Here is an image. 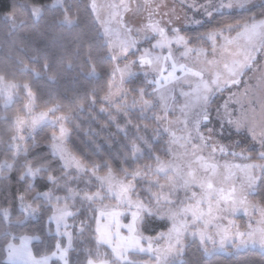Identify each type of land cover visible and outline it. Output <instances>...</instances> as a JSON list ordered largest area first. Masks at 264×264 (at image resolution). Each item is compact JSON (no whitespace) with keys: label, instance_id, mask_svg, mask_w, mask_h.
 Instances as JSON below:
<instances>
[{"label":"snow or ice","instance_id":"snow-or-ice-1","mask_svg":"<svg viewBox=\"0 0 264 264\" xmlns=\"http://www.w3.org/2000/svg\"><path fill=\"white\" fill-rule=\"evenodd\" d=\"M57 5L63 11L60 22L75 25L77 21L62 0H53L47 7L55 9ZM17 7H27L36 18L45 8L13 5L4 19L15 22ZM89 7L94 23L107 38L110 58L128 61L123 68L115 66L103 101L124 115L126 125L136 133L129 136L121 129L127 142L126 151L120 152L123 163L118 170L106 160L86 162L68 147L72 130L65 123L71 117L56 116L59 106L35 114L36 97L29 85L9 81L7 69L0 71V97L5 106L14 90L22 87L28 96L24 108L29 117L15 118L6 147L0 149V177L15 172L24 185L23 191L13 194L12 206L0 207V222L6 229L23 227L28 219L46 215L48 225L46 230L41 229L44 236H17L4 231L0 247L6 251L8 264H50L57 255L63 264H69L73 234L68 220L80 213L79 209L72 210L77 201L87 205L95 225L93 228L87 221H80L79 231L92 230L96 243L95 251L88 250L85 264H183L180 257L187 235L198 237L202 245L210 241L213 248L205 246L206 254L226 250V246L239 250L259 245L264 249V207L249 200L256 195L254 172H264V163L227 160H253L250 150H256L258 144L256 159L264 162V3L257 14L252 12L256 7L252 0H183L181 8L192 13L191 17L185 13L183 19L175 6L169 8L156 0H109L103 4L91 0ZM165 8L167 11H162ZM129 14L132 20L142 17L143 22L132 26L126 22ZM186 31L196 35H187ZM141 41L148 46L141 47ZM86 63L91 64L90 55ZM136 65L144 70L150 92L144 87L124 88L125 76L131 82L136 75L131 69ZM49 67L46 61L41 64L44 71ZM25 70L40 74L27 66ZM149 75L153 79L148 80ZM250 80L256 81V88ZM130 92L137 94L131 104L127 101ZM225 93L227 98L219 103L217 98ZM90 100L95 103V97ZM137 107L142 113L151 111L159 125L152 137L139 134L141 127L147 131V125H132L127 120L128 112ZM42 123L59 125V133L51 134L47 155L31 152L22 134L28 131L31 135ZM226 129L238 138L222 142ZM144 157L152 163L131 167ZM17 207L20 215L15 217ZM256 210L260 219L250 222L244 231L230 219L241 211L251 216ZM127 214L131 221L123 223L122 217ZM152 217L169 221L167 232L144 235L143 228ZM46 237L53 241L48 248L55 250L42 254L37 249L33 253L32 241L43 245ZM63 237H67L66 247L61 243ZM105 247L108 251H101ZM140 255L148 259L135 258Z\"/></svg>","mask_w":264,"mask_h":264},{"label":"trees","instance_id":"trees-1","mask_svg":"<svg viewBox=\"0 0 264 264\" xmlns=\"http://www.w3.org/2000/svg\"><path fill=\"white\" fill-rule=\"evenodd\" d=\"M52 3L53 0H0V71L7 69L6 78L9 81L18 85H29L36 97V111L59 106L60 111L56 115L71 117V121L66 122V126L72 130L68 147L76 155L82 157L86 162L94 160L97 163H102L106 160L114 169L118 170L123 163L120 152L126 151L124 145L127 141L124 132H120L111 120L114 115L113 107L105 106L103 103V97L112 81L111 73L114 63L109 56L107 44L100 33V28L93 21L89 7L90 0H63V7L67 8L68 14L77 21L72 26L60 22L63 18V11L61 7L55 9L47 7ZM262 3L264 1L256 4L252 12L258 14L262 10ZM19 4H35L45 6V8L42 15L36 19L27 7H17L15 22L5 20L4 13L9 11L11 6ZM244 15H248V13ZM239 18V16L236 17V19ZM199 31H204V29ZM186 34L196 35L191 31H186ZM89 55L91 64L86 63V57ZM130 58L136 59V57ZM45 61L50 66L48 71L41 68V64ZM93 65L95 66L94 73ZM25 66L35 69L40 74L36 75L35 72L26 71ZM139 69L137 66V70ZM50 76H54L55 79L50 80ZM126 85L130 90L137 87L145 88V78L142 74H137ZM14 93L15 97L8 106H5L3 98L0 97V149L6 147L8 133L15 128V118L26 116L24 105H26L28 97L25 89L18 87ZM131 94L137 95L134 92ZM90 97H95V103L91 102ZM127 120H130L132 125L148 126L147 131L143 127L140 128V135L146 137L154 135L155 121L141 116L139 111H129ZM117 121L121 126L126 127L125 131L129 136L136 133V129L126 125V118L122 114ZM53 132H57L55 127L45 125L25 143L31 152L47 155ZM156 147L159 148V146ZM244 147L247 148V145ZM240 150L238 149V151ZM258 150L259 147H256V150H250L253 161L264 163L256 159ZM159 154L163 159H167L163 153ZM2 158L0 156V159ZM144 163H152V161L144 157L131 167L142 166ZM124 167H130V165L124 164ZM80 187H84V185L81 184ZM23 188V182L18 181L15 172L6 177H0V207L12 206L14 204L13 194L23 191ZM255 191L256 195L251 196V199L264 205V172L262 171H260ZM77 209L80 210L77 217L68 220L69 225H72L70 231L73 234L72 247L68 252L69 264H85L88 250H96L93 231L90 229H86L83 233L79 231L81 220L87 221L92 224L93 228L95 227L90 219L92 213L87 210V205H81L79 201L72 210L76 211ZM19 215L17 207L15 217ZM47 227L46 215L28 219L23 227L13 226L6 229L5 225L0 222V245L3 244V232L6 230L12 231L17 236H44L41 229L46 230ZM52 227L54 230V225ZM169 227V221L152 217L147 220L143 232L146 236H156L157 233L166 232ZM242 228L244 229L245 226L243 225ZM60 239L62 246L66 247V238ZM19 242V240L15 241L17 244ZM51 243H53L51 237H46L43 245L33 241L31 248L33 253H36L37 249H41L42 254H47L55 250L48 248ZM203 249L204 247L199 241L187 240L180 260L183 264H264V252L256 249L235 251L230 247L227 253L212 255L206 254ZM101 251L106 252L108 249L101 248ZM6 258V251L0 247V264H8ZM135 258L138 260L148 259L143 255ZM52 264H56V262L52 261Z\"/></svg>","mask_w":264,"mask_h":264},{"label":"rangeland","instance_id":"rangeland-1","mask_svg":"<svg viewBox=\"0 0 264 264\" xmlns=\"http://www.w3.org/2000/svg\"><path fill=\"white\" fill-rule=\"evenodd\" d=\"M264 0H252V2L256 5V4H259V3H261V2H263ZM107 2H109V0H97V3L98 4H103V3H107ZM156 2H158V3H160V2H163V3H166L167 5H168V7L170 8V7H173V6H175V8H176V10H177V14L179 15V16H181V19H183V17H184V15H185V13H187V15L189 16V17H191V15H192V13L191 12H187V10L186 9H182L181 8V3L183 2V0H156ZM62 3H63V0H62ZM53 4V3H52ZM51 4V5H52ZM90 4H91V0H90ZM57 7H60L59 5H57ZM162 11H167V9L165 8V9H162ZM36 18V17H35ZM37 19V18H36ZM9 21H11V20H9ZM12 23H14L13 21H11ZM126 22L127 23H130L132 26H139L142 22H143V18L142 17H138L136 20H132L131 18H130V14H129V16L128 17H126ZM98 26H99V24H98ZM176 26L177 27H179L180 26V23L179 22H177V24H176ZM188 26L186 25V28H187ZM99 28H100V33H101V35H102V37H103V39H104V41H105V43L107 44V38L104 36V34H103V30H102V28L99 26ZM148 45L146 44V43H144L143 41H141V47H147ZM129 59L130 60H134V59H132V58H130L129 57ZM113 61V60H112ZM128 61H125V60H122V59H119V60H117V61H113V63H114V68H115V66L118 64L119 65V67L120 68H123L124 67V64L125 63H127ZM137 66L138 65H136V66H133L132 67V72H134L136 75L137 74H142L143 76H144V70L143 69H141L139 66V70H137ZM114 70V69H113ZM135 75V76H136ZM134 76V77H135ZM134 77H132V78H134ZM131 78V79H132ZM144 78H145V76H144ZM118 79H119V77L117 76V81H118ZM147 79L148 80H151V79H153V76H151V75H149L148 77H147ZM128 80H129V78L127 77V76H125V84H124V88H126V89H128V90H130L128 87H127V82H128ZM249 84L253 87V88H256L257 87V85H256V81L255 80H250L249 81ZM145 88H146V90L147 91H151V88L145 83ZM16 90V89H15ZM14 90V91H15ZM26 91V90H25ZM26 94H27V92H26ZM134 95H132L131 94V92H130V95L127 97V101H128V103L129 104H131V102H132V97H133ZM14 97H15V93L13 92V98H12V100L8 103V105H10L11 104V102L13 101V99H14ZM28 97V96H27ZM146 99H151V97L150 96H146L145 97ZM227 98V94L225 93L224 94V96L223 97H218L217 98V100H218V102L219 103H223V101H224V99H226ZM27 103H28V99H27ZM26 103V104H27ZM103 103H104V105L105 106H109V107H113V110H114V115H112V117H111V120H112V122H114L115 123V125H116V127H117V125H119V128L117 127V129L120 131V132H124L125 131V126H121L119 123H118V121H117V119H118V117L120 116V114H118L116 111H115V108H114V106L113 105H110V104H108V103H105L104 101H103ZM5 104V103H4ZM7 105V106H8ZM107 110V109H106ZM105 110V111H106ZM33 111H34V113L35 114H38L40 111H36V109H35V104L33 105ZM132 111H139V109H138V107L136 108V109H134V110H131V112ZM107 112L108 113H110L109 112V110H107ZM140 112V111H139ZM140 114H141V116H143V117H148V118H150V119H152V112L151 111H146V112H140ZM56 116H60V115H56ZM124 116V115H123ZM25 120H27L29 117H28V113H27V111H26V116H24L23 117ZM155 121V120H154ZM155 123H156V121H155ZM45 125H50V126H52L51 124H49V123H42V124H40L39 126H37L34 130H32L31 131V135H29V132L28 131H24L22 134L24 135V137H25V141L28 139V138H30V137H32L33 135H34V133L37 131V130H39L41 127H43V126H45ZM65 126H66V123H65ZM54 127V126H53ZM67 127V126H66ZM159 127V125L156 123V126H155V129L156 128H158ZM55 128H56V130H57V134L59 133V125H56L55 126ZM121 129H123L124 131H121ZM230 133H231V129H226L223 133H222V137H223V141L222 142H224V143H228L229 142V140L230 139H236V138H238V137H235V136H233V135H230ZM219 138V137H218ZM256 147H259V145L257 144L256 145ZM236 151H238V149H236ZM227 160H228V162H231V163H237V164H244V163H256L255 161H251V160H244V159H242V158H239V157H237V158H232V157H228L227 158ZM221 163H224L225 161L224 160H221L220 161ZM260 169H256L255 170V172H254V175L256 176V178H257V180H256V184H257V182H258V179H259V176H260ZM165 181L163 180V179H161V183H164ZM249 200L251 201V202H253V203H255V204H257V205H260L259 203H257V202H255V201H253L252 199H251V196L249 197ZM105 203L106 204H108V203H115V201H105ZM261 207H264V205H260ZM251 211V210H250ZM33 218V217H32ZM238 218H241V219H238ZM230 219H232V220H234L235 222H236V224L237 225H239L240 226V230L241 231H244V230H246V228H247V225L250 223V222H255V221H258L259 219H260V215H259V210H256V211H254L253 213H252V215L251 216H249L248 214H245L243 211H241V212H239V213H237L236 215H234V216H232V217H230ZM131 221V216H130V214H127L125 217H122V222L123 223H129ZM245 226V228L243 229L242 228V226ZM257 225L255 224V223H253V227H256ZM69 231H70V229H69ZM121 231H122V234H124V235H128V233H127V230L126 229H121ZM212 231H214V230H212ZM167 232V231H166ZM64 238H66V240H67V237H64ZM215 239H217V241H218V237H214ZM187 240H197V241H199L200 242V240H199V238L198 237H192L191 235H187V236H185V238H184V243H185V246H186V241ZM33 242V241H32ZM207 247V248H209V249H212L213 248V244L209 241V242H207V244L206 245H203V247ZM228 248H230V247H227L226 246V250H219L218 249V245H217V249L218 250H216V251H211V252H209V253H207L208 255H212V254H215V253H227L228 252ZM235 251H242V250H246V249H256V250H259V251H262V252H264V249H261L260 248V246L259 245H256V246H248V247H246V248H243V249H236V248H234V247H232ZM7 259V258H6ZM51 261H54V262H56V264H63V261L62 260H60L59 259V256L57 255V256H55V257H53L52 258V260ZM51 261H50V263H51ZM8 262V261H7Z\"/></svg>","mask_w":264,"mask_h":264},{"label":"crops","instance_id":"crops-1","mask_svg":"<svg viewBox=\"0 0 264 264\" xmlns=\"http://www.w3.org/2000/svg\"><path fill=\"white\" fill-rule=\"evenodd\" d=\"M32 244V243H31ZM30 247H31V245H30ZM50 264H52V261H51V263Z\"/></svg>","mask_w":264,"mask_h":264}]
</instances>
